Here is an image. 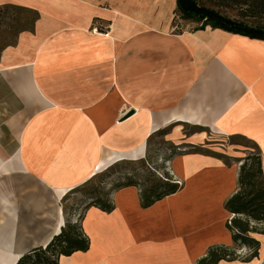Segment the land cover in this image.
I'll return each instance as SVG.
<instances>
[{
    "label": "crops",
    "instance_id": "0c3cea01",
    "mask_svg": "<svg viewBox=\"0 0 264 264\" xmlns=\"http://www.w3.org/2000/svg\"><path fill=\"white\" fill-rule=\"evenodd\" d=\"M8 4L39 19L0 55V264L45 248L65 227L66 195L144 158L161 131L178 139L193 129L187 145L241 139L264 172V41L210 27L170 33L177 0H0ZM230 37L248 51L222 54ZM232 148L175 156L182 189L150 208L128 187L113 194V212L88 209L89 250L58 264H196L212 246H234L224 204L245 155ZM251 236L258 257L218 264H264V235Z\"/></svg>",
    "mask_w": 264,
    "mask_h": 264
},
{
    "label": "trees",
    "instance_id": "16d2710c",
    "mask_svg": "<svg viewBox=\"0 0 264 264\" xmlns=\"http://www.w3.org/2000/svg\"><path fill=\"white\" fill-rule=\"evenodd\" d=\"M236 4L246 7L242 10L255 20L264 21V0H233ZM177 14L184 21L199 22L201 26L197 31L207 27L219 29L235 35H241L254 40L264 41V25H250L245 22L231 19L219 10L202 4L199 0H177ZM39 14L33 10L17 5L0 6V39L9 35L0 46L2 51L17 43L19 35L25 31H33ZM159 135H166L161 131ZM150 143V142H149ZM150 145L147 157L136 161L125 160L114 164L110 170L122 167L130 168L119 178L110 190L92 186L89 193L87 209L96 207L106 213L115 209L112 196L115 192L128 187L139 190L140 205L147 209L171 196L182 189L173 175L165 172L158 174L157 168L150 158ZM173 151L166 161L170 162L175 156L180 155L178 149L172 146ZM237 189L225 204V210L230 214L226 227L232 234L234 246L216 245L208 249L204 257L196 264H218L221 261L248 262L258 257L260 243L252 238L251 234L264 235V172L262 170L261 156L259 153L248 155L240 160ZM109 170V171H110ZM108 174V170L106 171ZM96 178H92L83 187L93 185ZM108 191V192H107ZM85 211V212H86ZM84 217V215H83ZM83 219V218H82ZM90 240L83 232L82 226L73 224L66 218L65 227L45 247L34 250L24 255L17 264H58L61 256L69 257L75 252L89 250ZM247 249L244 254L243 250Z\"/></svg>",
    "mask_w": 264,
    "mask_h": 264
},
{
    "label": "rangeland",
    "instance_id": "374dc122",
    "mask_svg": "<svg viewBox=\"0 0 264 264\" xmlns=\"http://www.w3.org/2000/svg\"><path fill=\"white\" fill-rule=\"evenodd\" d=\"M199 1L208 7L219 10L223 15L231 19L239 20V21L245 22L250 25H257L259 23L264 25V21L255 20L252 17H250L249 14H244L242 10H245L246 7L242 6L241 4H236L233 0H199ZM200 26H201V23L192 22V21H184L180 18L179 14H177L175 11L173 12L171 11L170 25H169L170 33L187 34V33H191L192 31L199 28ZM8 37L9 35H5L3 38L0 39V46L6 43L5 39ZM223 37L227 39L229 38L226 36H223ZM230 38L231 39L228 41L227 45H225L226 51L222 54H226V56L228 57V56H234V55L239 54L240 53L239 51L247 50L246 49L247 47L242 45L240 43V40L233 38V37H230ZM251 48H252L251 50L253 51L258 49V47H255V46L253 47L251 46ZM192 131L193 129H190L189 127L183 128L182 136L178 139H173L171 137V134H169V131L167 132L166 135L160 136L159 135L160 132H159L154 137H152L149 143L150 158H151V161L154 163L152 167L157 168V172L159 175L162 176L165 172H168V174L173 175V172L169 165L170 162L166 161V158H168L170 156V153L173 151L172 146L177 148L178 152H180L181 154H184V153L212 154L211 150L215 148L219 151H223L226 155L227 153H230L231 150H233L232 145H236L242 148L244 147L245 150L246 148L249 149L247 150V152H244L245 150L242 149L243 151L237 154V156L239 157H242L244 155H245L244 157H246L248 155L257 154V152L253 148H249V145H250L249 143L241 139L231 138L230 140L227 141V143L224 144L220 142V141H223L224 139H221L217 136H212V134L211 135L209 134L208 137L203 141V143L198 142L196 145H187L184 142H187L188 137L192 135L191 134ZM217 140L219 142H217ZM223 157L228 163L232 162L229 159L230 157H227V156H223ZM130 161H136V160H130ZM114 164L116 163L109 165L108 168H105L102 171H99V172L97 171L96 176L94 177L96 178V182H94L93 185H88L87 187H83V186L79 187L76 190L66 195L63 201L64 203L63 205L65 209V218H69L72 220L73 224H77L78 226H81L83 215L85 214L87 206L90 202L89 193H90L91 187L98 186L99 188H106V190H110L115 184V182L119 178L124 176L130 169L128 167H122V168H118L115 170H110ZM107 170L109 172L108 174H106ZM174 178L176 182L179 183V181L176 179L175 176ZM70 216H72V218Z\"/></svg>",
    "mask_w": 264,
    "mask_h": 264
},
{
    "label": "built area",
    "instance_id": "2783aa9c",
    "mask_svg": "<svg viewBox=\"0 0 264 264\" xmlns=\"http://www.w3.org/2000/svg\"><path fill=\"white\" fill-rule=\"evenodd\" d=\"M101 28H102V26H95L92 29V32L95 33V34L103 35V32L101 31Z\"/></svg>",
    "mask_w": 264,
    "mask_h": 264
},
{
    "label": "bare ground",
    "instance_id": "6f19581e",
    "mask_svg": "<svg viewBox=\"0 0 264 264\" xmlns=\"http://www.w3.org/2000/svg\"><path fill=\"white\" fill-rule=\"evenodd\" d=\"M106 168H108V167H106ZM105 169V168H104ZM104 169H102V170H104ZM101 170V171H102ZM14 261H15V259L14 258H12V259H10V260H6V263L5 264H14Z\"/></svg>",
    "mask_w": 264,
    "mask_h": 264
},
{
    "label": "water",
    "instance_id": "95a60500",
    "mask_svg": "<svg viewBox=\"0 0 264 264\" xmlns=\"http://www.w3.org/2000/svg\"><path fill=\"white\" fill-rule=\"evenodd\" d=\"M131 114H129L127 117H129Z\"/></svg>",
    "mask_w": 264,
    "mask_h": 264
}]
</instances>
